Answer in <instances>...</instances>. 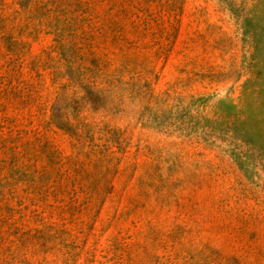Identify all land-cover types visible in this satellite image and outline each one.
<instances>
[{
  "label": "rangeland",
  "instance_id": "1",
  "mask_svg": "<svg viewBox=\"0 0 264 264\" xmlns=\"http://www.w3.org/2000/svg\"><path fill=\"white\" fill-rule=\"evenodd\" d=\"M0 264H264V0H0Z\"/></svg>",
  "mask_w": 264,
  "mask_h": 264
}]
</instances>
